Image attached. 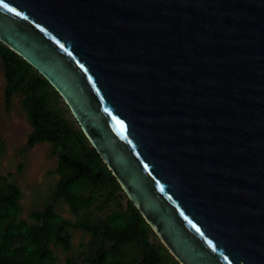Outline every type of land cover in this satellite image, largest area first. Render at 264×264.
Returning <instances> with one entry per match:
<instances>
[{"label":"water","instance_id":"obj_1","mask_svg":"<svg viewBox=\"0 0 264 264\" xmlns=\"http://www.w3.org/2000/svg\"><path fill=\"white\" fill-rule=\"evenodd\" d=\"M180 264H264V0H0Z\"/></svg>","mask_w":264,"mask_h":264},{"label":"trees","instance_id":"obj_2","mask_svg":"<svg viewBox=\"0 0 264 264\" xmlns=\"http://www.w3.org/2000/svg\"><path fill=\"white\" fill-rule=\"evenodd\" d=\"M5 108L13 92L21 102L31 130L26 146L48 141L57 150L54 172L59 177L53 200L63 199L74 215L63 217L52 202L19 217L21 189L0 174V264H56L50 244L72 247L70 228L90 234L80 258L85 264H180L157 239L133 202L125 197L103 215H90L95 201L117 202L122 188L75 119L65 115L60 95L30 63L0 41ZM151 236L154 237L151 238Z\"/></svg>","mask_w":264,"mask_h":264},{"label":"rangeland","instance_id":"obj_3","mask_svg":"<svg viewBox=\"0 0 264 264\" xmlns=\"http://www.w3.org/2000/svg\"><path fill=\"white\" fill-rule=\"evenodd\" d=\"M4 86L3 64L0 59V174H9L8 181L14 182L21 189L19 217L31 222L29 213L32 210L41 209L46 203L52 202L60 215L73 219L74 215L66 202L63 199L54 201L52 196L59 177L58 173L53 171L57 164V150L48 141L36 143L31 147L26 146L31 125L21 102L22 92H13L11 106L6 109ZM60 105L65 115L74 119L66 103L62 101ZM117 197V202L98 199L89 208L90 215L100 216L116 204L122 205L126 194L122 190ZM70 232L71 248L64 249L61 245L50 244L57 258L56 264H85L80 255L90 234L81 228H70ZM151 238L154 239L153 236ZM157 239L160 240L158 236Z\"/></svg>","mask_w":264,"mask_h":264}]
</instances>
